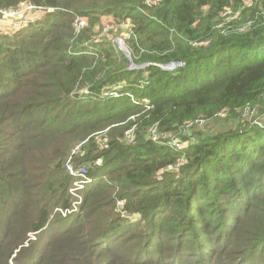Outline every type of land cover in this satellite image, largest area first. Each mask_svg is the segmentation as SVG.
<instances>
[{
	"label": "trees",
	"instance_id": "trees-1",
	"mask_svg": "<svg viewBox=\"0 0 264 264\" xmlns=\"http://www.w3.org/2000/svg\"><path fill=\"white\" fill-rule=\"evenodd\" d=\"M23 1L54 11L0 32V264H264V0L0 8ZM227 9L240 18L219 28ZM104 19L129 21L132 61ZM155 125L188 146L152 142ZM68 161L93 183L63 218Z\"/></svg>",
	"mask_w": 264,
	"mask_h": 264
},
{
	"label": "built area",
	"instance_id": "built-area-1",
	"mask_svg": "<svg viewBox=\"0 0 264 264\" xmlns=\"http://www.w3.org/2000/svg\"><path fill=\"white\" fill-rule=\"evenodd\" d=\"M160 0H155V1H151V0H146V4L148 6H152V5H156L157 3H159ZM253 2L252 0H246L244 5L246 7H250L252 6ZM24 9L25 11H28L29 13H37V16H42L43 14H38L39 10L40 11H44V12H52L54 11V8H45V7H41V6H35L33 4H31L28 1H23L21 2L18 7L15 8H8V9H2L0 8V19H6V18H10V17H14L17 16L21 13V9ZM230 11L229 9L225 10L221 17H222V24L219 25V28H222L228 24H230L231 22V15H229ZM37 20V17H35L34 19L29 18V19H25L23 22L21 23H14V28L15 29H22L24 27H27L28 25L34 23ZM110 21V20H109ZM127 22V21H126ZM122 23L121 26H124L128 23ZM111 24H114L113 21H110L107 24H103V27L101 29L102 35H107L110 34L114 29L113 26ZM252 25V22H247L246 24H244L242 26V28H240V31H244L246 29H248L250 26ZM74 26L76 27L75 31L76 33L78 32V34L81 33V31L87 26V23H85L84 21H80L79 17H75V21H74ZM230 27H232L233 25H229ZM74 27V28H75ZM129 36V38H132V34L128 33L127 34ZM122 41V40H121ZM204 44H208L204 43ZM120 50L127 56L129 57V54L127 52V49L123 48L122 44L120 43ZM119 88H115V89H110V90H106L102 93V97L103 98H108V97H119V93L117 92ZM85 93H88V90L85 91ZM204 126L205 125V121L203 120H198L196 122H192L188 124V128H192L194 126ZM127 140L128 143H133L135 140V136L133 131L129 132L127 135ZM172 134H163L158 126H152L149 128L148 130V139L151 140L154 143L157 144H162V145H168L172 148H174L175 150H183L185 147V144L187 142H184L182 140H180L179 138H173ZM188 144V143H187ZM188 146V145H187ZM183 162V159H181L179 161V163L177 164V167H179ZM66 170L69 173V175L71 177H73L74 181L73 184L69 190V194L72 198V201L70 202V204L67 207H61V208H57V213L63 217V218H69L70 216L76 214L79 212L80 206L82 204L83 201V192L86 190V187L90 184L93 183V179L90 177L89 175V166L83 164L80 165L79 167H75L70 161L67 162L66 164ZM119 205V204H118Z\"/></svg>",
	"mask_w": 264,
	"mask_h": 264
},
{
	"label": "rangeland",
	"instance_id": "rangeland-1",
	"mask_svg": "<svg viewBox=\"0 0 264 264\" xmlns=\"http://www.w3.org/2000/svg\"><path fill=\"white\" fill-rule=\"evenodd\" d=\"M229 11H230V13H229V15H231V22H233V20L234 19H238V18H240V14L239 13H237V12H234L232 9H229ZM39 13L38 14H45V13H47V12H44V11H38ZM40 16V15H39ZM39 16H37V13L35 12V13H29L28 11H25L23 8L21 9V13L19 14V15H17V16H14V17H10V18H6V19H0V32H2V31H5V30H7V29H11L13 32H16V31H18V29H15L14 28V23H21V22H23L25 19H29V18H32V19H34L35 17H37V19H38V17ZM79 19H80V21H84L85 23H87V21L84 19V18H82V17H79ZM110 21H113L114 22V20L113 19H110ZM110 21H108V20H106V19H104L103 20V24L105 25V24H107V23H109ZM126 23H128V24H126V25H124V26H120V27H117L115 24H111L112 26H113V28H116V29H114L111 33L112 34H108V37H109V39H111L110 41H112L115 45H116V47L118 48V49H120L121 47H120V43L122 44V46H123V48L125 49H127V52H128V54H129V57H127L125 54V56L127 57V58H129L130 59V61H132V57H131V53H130V51L128 50V47H127V45H126V39H129V36L127 35L128 33H129V28H130V25H129V21H127ZM75 27V26H74ZM75 29H76V27H75ZM77 30V29H76ZM99 30V29H98ZM117 31H119V32H117ZM82 32V31H81ZM117 32V33H116ZM75 34L76 35H78V32L76 33V31H75ZM100 36H103L102 35V33L100 34ZM104 37V36H103ZM97 38H99V36L97 37ZM102 38V37H101ZM122 40V41H121ZM134 65V64H133ZM135 66V65H134ZM130 67H132V62H131V65H130ZM167 68H172V69H174L173 67H171V66H167ZM85 92V91H84ZM118 93H119V91H118ZM120 94V93H119ZM257 115H259V118L260 119H263V117L260 115V113H259V110L258 109H253L252 111H248V113H246L245 114V116H244V118H245V121L244 122H247V124H249V125H253L256 121H258V116ZM223 117H224V115H223ZM192 123V122H191ZM197 128H199V129H201V130H203V131H205L206 129H208V127H206V125L205 126H196L195 125V127H192V128H190V129H193V130H195V129H197ZM189 128H185V130H190ZM214 131V130H213ZM183 135V134H182ZM173 137V136H172ZM173 138H177V137H173ZM178 138H181V135L180 136H178ZM187 143L185 144V147H187ZM118 204L120 205V202H118Z\"/></svg>",
	"mask_w": 264,
	"mask_h": 264
},
{
	"label": "water",
	"instance_id": "water-1",
	"mask_svg": "<svg viewBox=\"0 0 264 264\" xmlns=\"http://www.w3.org/2000/svg\"><path fill=\"white\" fill-rule=\"evenodd\" d=\"M178 65H172L171 67H173V68H176ZM132 68H135V66L134 65H132ZM169 69V68H168ZM170 69H172V68H170Z\"/></svg>",
	"mask_w": 264,
	"mask_h": 264
}]
</instances>
